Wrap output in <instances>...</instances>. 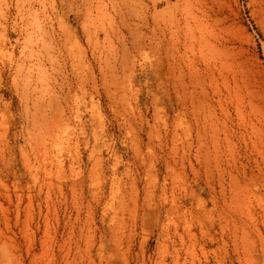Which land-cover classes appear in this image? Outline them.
Listing matches in <instances>:
<instances>
[{"label":"rangeland","instance_id":"obj_1","mask_svg":"<svg viewBox=\"0 0 264 264\" xmlns=\"http://www.w3.org/2000/svg\"><path fill=\"white\" fill-rule=\"evenodd\" d=\"M0 264H264V0H0Z\"/></svg>","mask_w":264,"mask_h":264},{"label":"bare ground","instance_id":"obj_2","mask_svg":"<svg viewBox=\"0 0 264 264\" xmlns=\"http://www.w3.org/2000/svg\"><path fill=\"white\" fill-rule=\"evenodd\" d=\"M136 14V13H135ZM231 90V89H230ZM232 91V90H231ZM227 92H229V93H232V92H230V91H227ZM225 110V109H224ZM227 110V109H226ZM226 110H225V118H226V121L228 120V119H230V118H228V111L226 112ZM240 112V111H239ZM230 115V114H229ZM223 117H224V115H223ZM246 118V117H245ZM241 119H242V117H241ZM248 119V118H247ZM222 120H225L224 118H222L221 119V121ZM245 120V119H244ZM220 121V120H219ZM223 122L222 121V123L220 124V125H223L222 126V129L220 128V131L222 130L223 132V134H224V141H226V147L227 148H229L228 150H230V152H231V160H226V163L227 164H229L231 167H234L235 168V171L237 172V175L239 176V174H242V177H243V179H244V181H250V180H252V175L251 174H249L248 172H247V166L245 165V164H242V163H240L239 164V162H238V159H236V155L235 154H232L233 153V151H235V143H233L234 141H233V137H234V134H235V132L233 131L232 132V130H230V126H228V124H227V122ZM242 122H243V119L241 120ZM246 121V120H245ZM231 122V121H230ZM246 123H247V121H246ZM246 123H245V125H246ZM243 124H244V122H243ZM250 125V124H249ZM244 128H246V126H244V125H242ZM254 126V128H255V124L253 123V125H252V127ZM231 127H232V125H231ZM248 127V126H247ZM219 129V128H218ZM217 129V130H218ZM233 129V128H232ZM248 129H250V128H248ZM253 129V128H252ZM256 131L255 132H257V134L259 133V130L258 129H255ZM250 131H252V130H250ZM249 131V132H250ZM254 133V132H253ZM252 133V134H253ZM217 134V133H216ZM215 134V135H216ZM219 134V133H218ZM240 134L242 135V138L245 140V135L247 134V130H245V132L244 131H241L240 132ZM251 133H249V135H250ZM256 133H255V135H257ZM248 135V134H247ZM251 137H252V135H250ZM260 136V135H259ZM216 137V136H215ZM249 137V136H248ZM260 137H262V136H260ZM217 138H219V137H217ZM246 138H247V136H246ZM219 140V139H218ZM247 140V139H246ZM257 140H260V139H257ZM222 141V140H221ZM254 141V140H253ZM256 141V140H255ZM262 140H260V142H261ZM216 143H217V141H216ZM257 143H259V142H257ZM262 143V142H261ZM255 144V143H254ZM218 145V144H217ZM245 147L248 149V142H245ZM254 147V146H253ZM219 148V147H218ZM221 161H223V159L221 158L220 159ZM228 161V162H227ZM261 174V173H260ZM235 176V175H234ZM234 176L233 177H231V178H234ZM237 176V177H238ZM236 177V176H235ZM236 177V178H237ZM235 178V179H236ZM235 179H233V180H235ZM238 181V180H237ZM240 182V181H239ZM236 183V182H235ZM234 183V184H235ZM238 183V182H237ZM235 185H237V184H235ZM238 186V185H237ZM238 188V187H237Z\"/></svg>","mask_w":264,"mask_h":264}]
</instances>
